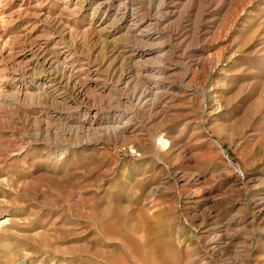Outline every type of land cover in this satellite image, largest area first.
<instances>
[{"label": "rangeland", "instance_id": "obj_1", "mask_svg": "<svg viewBox=\"0 0 264 264\" xmlns=\"http://www.w3.org/2000/svg\"><path fill=\"white\" fill-rule=\"evenodd\" d=\"M187 1L170 14L131 0L172 75L145 105L97 92L106 118L136 110L122 137L105 135L107 121L61 154L0 121V264H264V0ZM72 3L0 0L2 117L16 91L6 61L43 38L53 59L68 52L62 65L98 69L99 89L115 83L123 65Z\"/></svg>", "mask_w": 264, "mask_h": 264}, {"label": "bare ground", "instance_id": "obj_2", "mask_svg": "<svg viewBox=\"0 0 264 264\" xmlns=\"http://www.w3.org/2000/svg\"><path fill=\"white\" fill-rule=\"evenodd\" d=\"M30 1L32 0H21L23 3ZM63 1L66 4L73 2L75 9L73 11L75 12L72 14L74 17L77 16L76 18L84 17L91 11L92 21L97 23L98 32L104 34L100 36L104 37V42L109 45L108 55L105 59L123 65V69L118 75L116 74V81L113 85L103 84L99 89L97 87L98 69L91 67V64H88L85 59H83L84 62H82L80 70L75 71L73 67H66L62 65L63 61L69 60V54L66 50L59 49L52 52L55 56L53 59L51 53L45 50L47 38H43L44 41L42 42L37 40L35 43L22 47L5 63L6 66L2 70L3 72L7 70L5 80L12 83L16 87V91L14 98L4 99L7 104L6 108L10 110L8 113L10 116L6 114L2 117L1 113L4 108L0 105V121H11L12 132L18 133L22 138L30 139L33 144L44 141L46 144L52 145L49 146L50 148H57V152L66 154L72 146L70 142L78 134L95 136V133L105 128L102 126L104 122L107 123L108 121V123L115 125L106 127L105 135L109 134L113 138H119L127 133V126L134 119L136 110L125 112V115H119L117 111H112L106 118L104 113L102 114L103 100L97 101L99 90L103 93L106 92L107 95L110 92L114 93L112 94L114 96L119 94L117 98L122 104L134 103L137 106L141 105L143 100L148 101L147 98L152 95L151 92L157 93V90L165 85L163 81L165 77L172 74L170 75V66L161 61L163 46L159 45L158 48L156 46L159 43L160 33L152 32V21L145 20L144 16L140 15L139 10L133 6L134 4H131V0ZM174 1L172 0L171 6H168V0H162L161 6L168 13L174 14L176 5ZM179 1L182 0H177V2ZM192 1L194 0L187 2ZM58 26L59 24L57 25L55 22L54 29L57 30ZM159 61L164 64L159 66ZM39 67H43L45 72H56L55 78L51 81H45L43 76H36L35 69L37 71ZM140 79L147 80L151 91L145 90L147 86L143 89L140 88L141 86L137 84ZM128 89L132 90L131 95L120 93ZM67 94H70L72 98L68 97ZM34 101L36 102L34 103ZM57 107L71 111L72 119L65 117L63 112L55 111ZM110 116L113 117L111 120ZM61 121L64 123L61 124ZM27 122L30 123V127L36 128H25ZM58 143L64 144V147L59 146ZM55 145L58 146L55 147ZM3 223L4 221L0 222V224Z\"/></svg>", "mask_w": 264, "mask_h": 264}]
</instances>
